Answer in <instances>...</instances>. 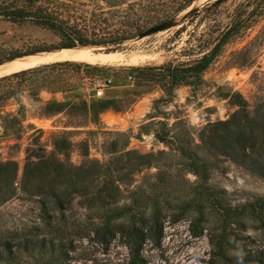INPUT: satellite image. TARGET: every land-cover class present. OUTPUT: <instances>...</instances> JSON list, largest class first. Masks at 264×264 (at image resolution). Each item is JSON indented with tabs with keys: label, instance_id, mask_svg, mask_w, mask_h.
Masks as SVG:
<instances>
[{
	"label": "rangeland",
	"instance_id": "obj_1",
	"mask_svg": "<svg viewBox=\"0 0 264 264\" xmlns=\"http://www.w3.org/2000/svg\"><path fill=\"white\" fill-rule=\"evenodd\" d=\"M61 1L75 6L71 17L89 40L107 42L128 31L134 37L114 52H140L144 59L110 67L73 62L0 80V161L16 162L21 176L29 150L43 148L57 155L53 144L61 140L57 135H63L69 145L57 155L60 159L75 166L87 160L113 162V170L121 168L115 175L127 184L124 203L131 202L132 192L138 199L147 196L161 205L184 202L187 209L177 222L167 214L160 245H144L146 264H224L209 244L210 236L221 230L232 264H264V213L252 212L264 200V180L226 157L207 155L199 141L208 124L225 121L237 110L232 95H240L249 111L264 100L263 0H222L217 5L215 0H196L191 8L198 11L181 25L140 41L134 40L138 33L179 15L185 9L176 11L188 0ZM252 10H256L253 16L243 15L246 28L223 46L194 85L171 88L155 69L200 58L236 15ZM62 42L58 35L36 26L0 21V63L38 50H55ZM88 46L98 53L110 48ZM105 79L111 80V86L96 97L93 82ZM108 101L112 103L105 108ZM48 103H60L63 110H45ZM181 149L206 158L205 186L226 214V224L206 199L203 222L197 220L192 204L185 205L196 200L203 181L190 171ZM130 151L153 154L152 165L130 168V161L134 162L133 156H126ZM38 212L37 199L18 189L0 206V233L31 226ZM80 213L73 209L70 221ZM71 248L64 264H124L128 257L119 238L107 248L92 236L74 238Z\"/></svg>",
	"mask_w": 264,
	"mask_h": 264
},
{
	"label": "trees",
	"instance_id": "obj_2",
	"mask_svg": "<svg viewBox=\"0 0 264 264\" xmlns=\"http://www.w3.org/2000/svg\"><path fill=\"white\" fill-rule=\"evenodd\" d=\"M193 1L195 0H188L176 13L186 9ZM75 11V6L61 0H0V21L18 27L32 25L50 31L63 40L57 49L108 44L110 48L105 53H112L123 50L122 44L134 37L132 33L125 31L116 34L107 42L89 40L83 35L77 21L71 17ZM197 11L196 9L193 13ZM253 11L255 13L256 10L236 15L223 30L217 43L200 58L176 65L169 62L155 69L171 88L194 85L200 81V75L219 55L223 46L246 28L247 20L243 15L247 13L253 16ZM85 29L86 26L83 27ZM43 51L49 50H38L30 54ZM14 58L16 57L9 60ZM73 64L54 63L0 80ZM132 69L137 71L139 68ZM231 99L237 110L227 120L210 123L201 131L200 148L207 155L226 157L264 180V100L253 111H249L247 103L240 95L234 94ZM111 103L106 102L105 108ZM62 107L60 103H48L45 110L61 112ZM57 136L61 140L53 144V149L58 155L66 149L69 142L63 135ZM180 154L188 161L190 171L203 181L202 189L197 193V201L192 200L185 205L188 207L192 204L198 215L197 220L203 222L205 214L202 201L206 199L215 212H221L222 225L226 224V214L219 203L215 202L218 200L211 199L214 193L205 186L208 177L206 158L184 149L180 150ZM57 155L47 154L43 148L29 150L21 176L18 175L16 162L0 161V206L11 200L19 189L29 198L37 199L39 210L37 219L31 226L20 231L0 233V264H64L74 238L84 239L90 236L106 248L119 238L128 250L124 264H146L142 254L143 247L148 243L153 247L160 245L167 214L175 223L187 209L183 206L184 202L170 206L169 202L161 205L147 196L141 200L136 198V192L131 193V202L126 204L123 200L127 184L115 175V171H120L121 168L113 170V162L87 160L75 166ZM126 156L134 158L129 167L139 169L149 168L155 158L153 154L140 155L133 151L126 152ZM15 183H18V188ZM257 205L252 208L253 214L264 213V200ZM75 208L81 213L76 221L71 222L69 214ZM193 234L196 235V232ZM209 244L218 262L232 264L233 259L228 257L229 244L223 230L218 235L210 236Z\"/></svg>",
	"mask_w": 264,
	"mask_h": 264
},
{
	"label": "bare ground",
	"instance_id": "obj_3",
	"mask_svg": "<svg viewBox=\"0 0 264 264\" xmlns=\"http://www.w3.org/2000/svg\"><path fill=\"white\" fill-rule=\"evenodd\" d=\"M88 47L63 49L57 52L34 54L15 59L0 65V79L16 73L31 70L59 62H84L98 66H119L125 63L141 62L144 56L140 52L130 54L112 52L108 54L94 53Z\"/></svg>",
	"mask_w": 264,
	"mask_h": 264
},
{
	"label": "water",
	"instance_id": "obj_4",
	"mask_svg": "<svg viewBox=\"0 0 264 264\" xmlns=\"http://www.w3.org/2000/svg\"><path fill=\"white\" fill-rule=\"evenodd\" d=\"M196 1V0H195ZM222 0H215V3L213 5H217L221 2ZM195 11V9L191 8V5L189 7H187L184 11H182L179 15L175 16V17H172L170 19H167L159 24H156L146 30H143L141 31L140 33H138L134 40L136 41H140V40H143L145 38H148L150 36H153V35H156L160 32H163V31H166V30H169L171 28H174V27H177L179 25L182 24L183 21L186 20V18L188 16H190L193 12ZM77 47H89V46H76V47H73V48H77ZM73 48H61V49H55V50H49V51H43V52H37V53H32V54H28V55H25V56H22V57H27V56H30V55H34V54H40V53H49V52H57V51H60V50H63V49H73ZM94 53H98V52H95L94 51V48L93 47H90ZM111 53V52H109ZM104 54H108V53H104ZM22 57H17V58H14V59H11L10 61L12 60H15V59H20ZM3 63H0V65H2Z\"/></svg>",
	"mask_w": 264,
	"mask_h": 264
},
{
	"label": "built area",
	"instance_id": "obj_5",
	"mask_svg": "<svg viewBox=\"0 0 264 264\" xmlns=\"http://www.w3.org/2000/svg\"><path fill=\"white\" fill-rule=\"evenodd\" d=\"M131 80V77H129ZM111 80L105 79L103 81L101 80H95L93 82V88L96 91V97H101L106 89H108L111 86ZM18 183H15V186H17Z\"/></svg>",
	"mask_w": 264,
	"mask_h": 264
}]
</instances>
